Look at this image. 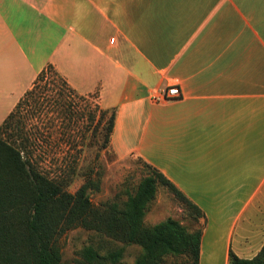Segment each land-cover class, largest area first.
I'll use <instances>...</instances> for the list:
<instances>
[{
    "label": "crops",
    "instance_id": "crops-1",
    "mask_svg": "<svg viewBox=\"0 0 264 264\" xmlns=\"http://www.w3.org/2000/svg\"><path fill=\"white\" fill-rule=\"evenodd\" d=\"M49 64L205 212L200 264L260 252L264 0H0V127Z\"/></svg>",
    "mask_w": 264,
    "mask_h": 264
},
{
    "label": "trees",
    "instance_id": "trees-1",
    "mask_svg": "<svg viewBox=\"0 0 264 264\" xmlns=\"http://www.w3.org/2000/svg\"><path fill=\"white\" fill-rule=\"evenodd\" d=\"M49 70L57 72L49 64L26 94L35 93ZM26 100L22 98L15 109ZM115 120V109L100 108L97 127L104 149L111 147ZM19 122L14 110L0 128V264H65L59 238L78 227L140 247L142 253L134 264H164L170 256H186L188 264H200L206 214L159 169L139 157L147 175L135 194H129L125 201L97 206L91 192L100 190V179L88 176L76 192H71L77 169L47 174L33 162L28 139L19 132ZM158 185L165 186L184 203L196 222L203 220L202 226L189 229L172 218L146 225L144 218ZM124 252V248H117L103 254L90 245L82 252V264H118ZM229 264H264V246L251 259L240 258L230 249Z\"/></svg>",
    "mask_w": 264,
    "mask_h": 264
},
{
    "label": "rangeland",
    "instance_id": "rangeland-1",
    "mask_svg": "<svg viewBox=\"0 0 264 264\" xmlns=\"http://www.w3.org/2000/svg\"><path fill=\"white\" fill-rule=\"evenodd\" d=\"M72 89L57 72L49 70L35 93L26 94L23 99L27 100L14 109L20 121L19 132L28 139L32 160L51 176L76 168L77 175L69 188L71 192H76L88 176L100 179V190L91 192L97 206L125 201L129 194H135L147 171L138 156L120 158L112 145L108 149L101 147L103 140L97 127L101 108L98 95L82 96ZM169 218L189 229L200 228L203 222H196L184 203L165 186L158 185L144 223L153 226ZM90 245L103 254L124 248V258L118 264H134L142 253L136 245L128 246L81 227L59 238L65 264H82V252ZM164 264H188V258L170 256Z\"/></svg>",
    "mask_w": 264,
    "mask_h": 264
},
{
    "label": "built area",
    "instance_id": "built-area-1",
    "mask_svg": "<svg viewBox=\"0 0 264 264\" xmlns=\"http://www.w3.org/2000/svg\"><path fill=\"white\" fill-rule=\"evenodd\" d=\"M182 96L181 88L178 85H172L165 90V95L154 94L152 100L154 102L166 101L169 99H175Z\"/></svg>",
    "mask_w": 264,
    "mask_h": 264
}]
</instances>
